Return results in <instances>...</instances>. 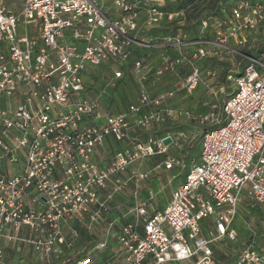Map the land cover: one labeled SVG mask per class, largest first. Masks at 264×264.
I'll return each mask as SVG.
<instances>
[{
  "label": "built area",
  "instance_id": "built-area-1",
  "mask_svg": "<svg viewBox=\"0 0 264 264\" xmlns=\"http://www.w3.org/2000/svg\"><path fill=\"white\" fill-rule=\"evenodd\" d=\"M173 1L21 0L13 10L0 0V264H31L25 247L35 264H225L214 247L237 240L239 205L264 208V49L227 73L234 92L211 112L171 102L197 85V61L232 50L229 41L250 43L245 33L264 27V1L235 0L226 17L203 19L194 39L181 28L146 36L183 17L165 8ZM101 67L104 84L93 89ZM179 67L184 81L161 89ZM126 75L135 101L102 111L101 97ZM181 116L220 125L202 131L197 157L164 156L163 170L180 166L185 176L158 206L141 164L164 154L171 135L142 134ZM128 185L121 221L107 218ZM81 230L92 237L85 251L76 248ZM238 248L228 264H264L253 243Z\"/></svg>",
  "mask_w": 264,
  "mask_h": 264
},
{
  "label": "rangeland",
  "instance_id": "rangeland-1",
  "mask_svg": "<svg viewBox=\"0 0 264 264\" xmlns=\"http://www.w3.org/2000/svg\"><path fill=\"white\" fill-rule=\"evenodd\" d=\"M20 1L21 0H5L9 8L13 10L19 7ZM205 2L206 0H195L194 2L187 4V8L190 9L194 4H200L201 6H204ZM18 31L21 32V29ZM184 32L186 37L190 39H194L201 35L200 27L198 25L191 27L189 30ZM203 35L205 37L209 36L208 32L204 33ZM263 36L264 27H259L255 30V32L245 33V39L250 43L246 42L244 44L238 45L232 41H229V46L232 48V50L221 49L216 56L197 61L196 65L199 69V81L197 85L191 93H186L182 89L176 92L171 102L177 106L186 108L196 116L211 112L213 104L219 106L225 100L227 95H231L234 92L233 81L228 82L229 87H226L223 84L221 78L224 75V72L226 70L228 72L241 71L248 63V60L245 56L246 54L255 57L257 56L255 51L259 47L261 41L264 40ZM251 39L254 40L252 41ZM165 53H167L169 56L175 55L174 50H168ZM187 74L188 68L179 67L176 69L173 76L165 74L161 79L159 87L162 89L169 87L174 83L179 85L184 81ZM94 75L95 74H93V76ZM92 79L94 80V78H89L88 81H92ZM221 88H224V92L221 91ZM228 88L231 89L230 92H228ZM110 89H114L113 94L111 93L110 101L104 99L100 103L102 111L103 109H109L112 113L121 112L130 102H133L136 99L135 81L131 76L126 75L119 82V85L116 82V86H112ZM108 104L109 108L107 107ZM218 117L221 121L224 118V114L220 112ZM166 125H154L151 129V132L146 131L143 133V135L146 133H151L157 136L165 134V132H162L161 130ZM171 125L179 126L178 128L169 131L170 135L175 140V143L172 145L169 144L164 154L146 158L141 164L142 168L150 171L151 175L149 179L144 182V184H147L148 186H151L153 190L158 191L155 199V203L158 206H163L166 204L171 190H173V188L178 183H180L185 176V171L180 166H176L172 170H163L162 161L164 159V155H181L183 154L182 149L184 146H193L196 148V152L199 151L198 149L200 148V137L202 131H204L206 127H218L220 123L211 125V123L208 122L207 125H203L199 124L197 121L188 119L185 116H181L178 119L173 120ZM16 165L17 166L13 167L14 169H16L18 165L21 164L19 163ZM157 165H159V167H156ZM134 167L140 166L138 164ZM132 201L131 186L128 185L121 195H115L113 197L110 205V212L107 215V218H113L117 220V222H120L121 218L118 217H120L122 213L126 211V208L131 205ZM239 206L241 207H239L238 214L241 218H245V221H243L245 230L241 231L240 236L234 243L228 242L226 240H222L221 242L217 243V245L214 247V254L215 258L220 260V262H223V260L228 258H232L239 249L235 246L236 242L240 241L241 246V244L246 243L244 240H246V238L252 234H255V238L258 239V246L260 247V250L264 252V224L262 223V220L264 219V208L257 207L253 208L252 210H247V208H250L249 206H245L243 204H240ZM249 228L251 229L249 230ZM85 233L87 234V232ZM21 249L26 254V258H29L30 263L35 264V259H38V256L32 253V251L27 247ZM73 249H75V246ZM20 258L21 256H16L18 263Z\"/></svg>",
  "mask_w": 264,
  "mask_h": 264
},
{
  "label": "trees",
  "instance_id": "trees-1",
  "mask_svg": "<svg viewBox=\"0 0 264 264\" xmlns=\"http://www.w3.org/2000/svg\"><path fill=\"white\" fill-rule=\"evenodd\" d=\"M194 1L195 0H175L173 2H167L165 5V8L167 10L177 12L179 10L184 9L183 17H179L170 23L163 22L159 27L151 29L145 35L146 36H151V35L155 36L158 33H163V34L172 33L173 34L177 31L178 28H181L182 30L187 31L191 27H195L197 25L200 27L201 21L205 18H209V17H211V18H224L227 16V14L230 10V7L234 3L235 0H206L204 6H201L200 4H194L190 9H188L187 4L192 3ZM262 1H264V0H262ZM179 20H182V22L178 23ZM207 32L209 35L208 37H210L211 36L210 27L207 29V31L205 33H207ZM263 49H264V40L261 41V43L259 44V47L256 49V51H255L256 55H258ZM140 52H142V50L137 48L134 51L135 56L139 55ZM247 55H249V54H247ZM227 73H228V71L226 70L221 79H222L223 84L226 87H229L228 81L226 79ZM92 78H94V80L92 79L91 88L94 89V88H97L99 86H102L104 84L105 68L101 67L100 71L97 74H95ZM119 82L117 83L118 85H119ZM230 90L231 89L228 88V92H230ZM113 91H114V89H108V93H106L105 96L101 97V101H103L104 99L107 101H110L111 93L113 94ZM107 107L109 108V104ZM107 110H109V109H107ZM166 124H168V123H165L162 125H166ZM178 127L179 126H177V125L168 124V125L164 126L161 131L165 132V134H166V133H169V131L176 129ZM148 132H151V130ZM147 134L148 133H146L144 135L142 134V137L145 138ZM158 134H159V132H158ZM165 134H162L160 136H157V135H155V136L162 137ZM182 150H183V154H181V155L179 154V155L182 158V160H184V161H188L192 158L197 157L198 153H199V151L196 152V148L193 146H184V148ZM164 156H166V155H164ZM246 206H249V205H246ZM253 208H257V207H250V208H247V210H249V209L252 210ZM243 221H245V218H243V217L241 218L240 215L238 214L232 223L233 227L237 231V238L240 236L241 231L245 230V226H244ZM262 223L264 224V219L262 220ZM91 239H92L91 236L86 234L84 230H81L80 231V239L78 240V242L76 244V248L81 249L84 246V248H82V251H85L86 248H88L90 246V244L92 243ZM257 240L258 239L255 238V236H253V234H252L248 238H246V240H244V241H246V243H248V244L253 243V245L256 246V248L259 250L260 247L258 246ZM239 245H240V241L236 242L235 246L237 248L239 247ZM233 258H234V256L232 258H228L226 260H223V263L228 264L229 262L232 261Z\"/></svg>",
  "mask_w": 264,
  "mask_h": 264
},
{
  "label": "water",
  "instance_id": "water-1",
  "mask_svg": "<svg viewBox=\"0 0 264 264\" xmlns=\"http://www.w3.org/2000/svg\"><path fill=\"white\" fill-rule=\"evenodd\" d=\"M172 142L171 136H166L165 138L162 139V143L165 146H168Z\"/></svg>",
  "mask_w": 264,
  "mask_h": 264
},
{
  "label": "crops",
  "instance_id": "crops-1",
  "mask_svg": "<svg viewBox=\"0 0 264 264\" xmlns=\"http://www.w3.org/2000/svg\"><path fill=\"white\" fill-rule=\"evenodd\" d=\"M18 8H19V7H17V8L14 9V10H17ZM168 124H171V123H168ZM173 189H174V188H173ZM171 191H172V190H171ZM241 204H243V205H245V206L247 205L245 201H243ZM239 207H241V206H239ZM242 208H243V206H242ZM244 209H245V208H244Z\"/></svg>",
  "mask_w": 264,
  "mask_h": 264
}]
</instances>
